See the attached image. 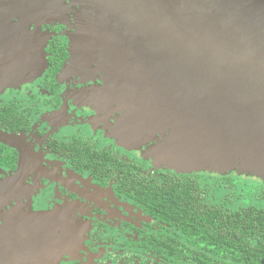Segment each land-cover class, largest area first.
Returning a JSON list of instances; mask_svg holds the SVG:
<instances>
[{
    "label": "flooded vegetation",
    "instance_id": "flooded-vegetation-1",
    "mask_svg": "<svg viewBox=\"0 0 264 264\" xmlns=\"http://www.w3.org/2000/svg\"><path fill=\"white\" fill-rule=\"evenodd\" d=\"M103 20L83 0H0V179L22 180L0 229L19 231L17 264H205L148 197L168 175L203 173L152 166L151 145L117 136L114 57L97 33L84 41Z\"/></svg>",
    "mask_w": 264,
    "mask_h": 264
},
{
    "label": "water",
    "instance_id": "water-1",
    "mask_svg": "<svg viewBox=\"0 0 264 264\" xmlns=\"http://www.w3.org/2000/svg\"><path fill=\"white\" fill-rule=\"evenodd\" d=\"M83 1L104 19L84 41L97 33L114 57L108 88L130 144L150 143L146 159L179 175L264 180V0ZM21 182L0 179V207ZM18 233L0 229L16 264Z\"/></svg>",
    "mask_w": 264,
    "mask_h": 264
},
{
    "label": "trees",
    "instance_id": "trees-1",
    "mask_svg": "<svg viewBox=\"0 0 264 264\" xmlns=\"http://www.w3.org/2000/svg\"><path fill=\"white\" fill-rule=\"evenodd\" d=\"M225 182L232 186L230 180ZM162 183L148 192L149 202L162 209V220L175 227L183 241L197 248L198 262L264 264V189L258 196L261 205L231 211L207 200L208 185L197 176L168 175Z\"/></svg>",
    "mask_w": 264,
    "mask_h": 264
},
{
    "label": "rangeland",
    "instance_id": "rangeland-1",
    "mask_svg": "<svg viewBox=\"0 0 264 264\" xmlns=\"http://www.w3.org/2000/svg\"><path fill=\"white\" fill-rule=\"evenodd\" d=\"M130 138L131 129H126L125 131L116 130L117 136ZM140 146H150V143ZM126 146L130 150L135 149V146L126 141ZM152 146V145H151ZM147 150L144 153V157L147 158ZM150 162V161H149ZM152 164V163H151ZM152 166H155L152 164ZM157 167V166H155ZM158 168V167H157ZM201 176L208 185L209 189V200L212 203H218L223 205L225 208L231 211H237L241 208L248 207L251 205H261V201L258 202V196L264 189V180L258 177L250 176L247 174H238L234 172L226 176H221L218 174L203 173ZM223 179H228L232 186H228Z\"/></svg>",
    "mask_w": 264,
    "mask_h": 264
}]
</instances>
